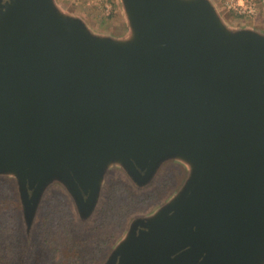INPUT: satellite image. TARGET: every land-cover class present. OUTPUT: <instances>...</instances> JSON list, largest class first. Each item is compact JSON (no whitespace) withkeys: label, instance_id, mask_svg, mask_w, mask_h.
I'll return each mask as SVG.
<instances>
[{"label":"water","instance_id":"obj_1","mask_svg":"<svg viewBox=\"0 0 264 264\" xmlns=\"http://www.w3.org/2000/svg\"><path fill=\"white\" fill-rule=\"evenodd\" d=\"M121 2L125 37L57 0H0V175L26 229L52 184L85 218L113 166L143 186L179 160L180 189L103 264H264V31L214 0Z\"/></svg>","mask_w":264,"mask_h":264},{"label":"rangeland","instance_id":"obj_2","mask_svg":"<svg viewBox=\"0 0 264 264\" xmlns=\"http://www.w3.org/2000/svg\"><path fill=\"white\" fill-rule=\"evenodd\" d=\"M57 1L66 11L83 17L90 28L96 33L109 34L117 37H125L129 34V24L121 0H111L113 12L109 16L105 15L98 5L75 3L71 0ZM214 1L218 4V0ZM221 11L227 24L232 28L245 27L247 25L264 31V14L258 23H254L252 20L242 17L233 18L229 11ZM187 172L188 167L185 163L179 160H168L161 165L151 182L139 186L130 178L122 167L113 166L106 174L101 197L94 212L92 215L85 218L78 212L77 207L65 188L60 184H52L47 188L34 222L29 230L26 229L24 222L15 178L10 175H0V209L6 214L11 211L14 207L12 200L13 194L16 195L19 204L20 229L23 239L27 242L28 254H30L33 250V243L35 240L34 234L40 217L42 202L47 196L59 193L64 194L70 202V207L72 209L71 216L75 220V223L88 227L93 224L95 217L100 212V208H102L105 203L104 199L107 198V195L113 190L110 198L112 202L116 200L120 203L118 207L122 208L123 213L120 215L122 218L120 219L118 228L115 230L114 234L109 235L108 244L104 251H98L92 263L103 264L113 247L126 234L131 221L138 217L152 214L165 204L180 189L187 176ZM28 264L31 263L29 262Z\"/></svg>","mask_w":264,"mask_h":264},{"label":"trees","instance_id":"obj_3","mask_svg":"<svg viewBox=\"0 0 264 264\" xmlns=\"http://www.w3.org/2000/svg\"><path fill=\"white\" fill-rule=\"evenodd\" d=\"M112 191L88 227L75 223L64 194L47 196L42 202L30 254L20 229L19 204L13 194L11 211L6 214L0 209V264H92L122 218L120 203L110 198Z\"/></svg>","mask_w":264,"mask_h":264},{"label":"built area","instance_id":"obj_4","mask_svg":"<svg viewBox=\"0 0 264 264\" xmlns=\"http://www.w3.org/2000/svg\"><path fill=\"white\" fill-rule=\"evenodd\" d=\"M75 3H85L87 5H98L107 16L113 12L111 0H71ZM221 10L229 11L244 19L252 20L254 23L262 18L264 6L260 0H218Z\"/></svg>","mask_w":264,"mask_h":264},{"label":"crops","instance_id":"obj_5","mask_svg":"<svg viewBox=\"0 0 264 264\" xmlns=\"http://www.w3.org/2000/svg\"><path fill=\"white\" fill-rule=\"evenodd\" d=\"M260 2H261V0H260ZM231 14H232L233 18H238L237 15H235V14H233V13H231Z\"/></svg>","mask_w":264,"mask_h":264}]
</instances>
